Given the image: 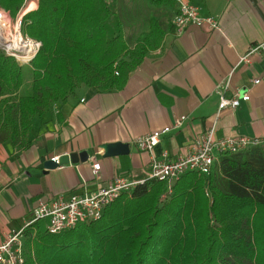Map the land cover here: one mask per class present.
I'll list each match as a JSON object with an SVG mask.
<instances>
[{"label": "trees", "instance_id": "obj_1", "mask_svg": "<svg viewBox=\"0 0 264 264\" xmlns=\"http://www.w3.org/2000/svg\"><path fill=\"white\" fill-rule=\"evenodd\" d=\"M38 1L21 26L41 43L35 60L20 66L0 50V145L19 150L29 146L34 118L79 87L121 89L160 45L166 29L155 11L175 5ZM24 2L0 0V9L16 15ZM23 256L24 264H264V142L220 156L208 175H181L170 194L150 178L121 194L98 221L59 235L38 228L27 235Z\"/></svg>", "mask_w": 264, "mask_h": 264}, {"label": "crops", "instance_id": "obj_2", "mask_svg": "<svg viewBox=\"0 0 264 264\" xmlns=\"http://www.w3.org/2000/svg\"><path fill=\"white\" fill-rule=\"evenodd\" d=\"M188 1L201 17L217 20L219 30L190 25L176 34L167 26L176 4L157 8L154 16L166 29L160 45L121 89L98 92L81 86L66 102L34 118L27 148L0 145V242L6 232L23 229L39 199L91 193L117 176L149 179V156L133 146L134 139L170 127L182 116L181 127L161 139L156 154L166 151L171 160L184 156L213 125L217 139L264 142V51L240 61L251 47L264 44V0ZM24 3L25 15L39 7L38 0ZM143 23L148 26V20ZM223 86L226 98L247 93L249 101L219 114L217 90ZM116 143L128 144L129 153L104 157ZM81 152L88 155L84 163L43 168L54 157ZM92 161L100 165L96 176Z\"/></svg>", "mask_w": 264, "mask_h": 264}, {"label": "built area", "instance_id": "obj_3", "mask_svg": "<svg viewBox=\"0 0 264 264\" xmlns=\"http://www.w3.org/2000/svg\"><path fill=\"white\" fill-rule=\"evenodd\" d=\"M174 2L176 4V13L172 23L176 34L182 33L190 25L198 28L204 27L208 30H219L217 20L212 17H201L198 13V8L188 0H174ZM0 10L2 13L6 12L2 9ZM23 16V11L17 13L13 32L9 30L10 34L6 35L8 42H1L0 50L7 57L14 58L20 66H29L37 57L41 43L22 33ZM17 32L19 38L15 40ZM259 51H264V44L251 47L247 56L241 58L240 61L247 62L249 55ZM253 83L258 84L259 81L254 80ZM224 90L225 86L217 90L219 95V114L224 110H235L242 103L249 101L247 93L234 94L231 98H226ZM184 120L185 117L182 116L176 119L172 126L139 136L133 141V146L139 152H145L149 156L150 178L164 183L168 194L171 193L173 183L181 175L188 172L208 175L220 156L237 154L263 143L259 139L247 137L217 139L215 137V126L213 125L196 137L193 142V148L184 156L171 160L166 151L156 154L155 149L160 144L161 139L171 130L181 127ZM51 160L58 162V157H54ZM91 169L93 175L96 176L100 169L99 163L92 161ZM138 183L141 182L117 176L106 186H99L91 193L83 195L73 194L66 198L63 196H49L39 199L32 211L31 218L25 222L23 229L4 234V238L0 242V264H24L23 250L25 240L29 233L33 237L38 228L49 235H59L77 226L98 221L102 217L104 210L112 202L121 194L129 193ZM44 221V226H41L40 223Z\"/></svg>", "mask_w": 264, "mask_h": 264}, {"label": "water", "instance_id": "obj_4", "mask_svg": "<svg viewBox=\"0 0 264 264\" xmlns=\"http://www.w3.org/2000/svg\"><path fill=\"white\" fill-rule=\"evenodd\" d=\"M112 148L108 152L104 154V157H116V156H123L129 153V146L128 144L124 143H116L110 145ZM88 159V155L86 152H81L79 154L72 153L69 155L60 156L58 158V162H54L52 160H48L44 163L43 168L45 171L55 170L63 165L68 164H77L79 162L84 163Z\"/></svg>", "mask_w": 264, "mask_h": 264}, {"label": "rangeland", "instance_id": "obj_5", "mask_svg": "<svg viewBox=\"0 0 264 264\" xmlns=\"http://www.w3.org/2000/svg\"><path fill=\"white\" fill-rule=\"evenodd\" d=\"M1 11V10H0ZM5 13V14H4ZM3 13V19H4V22H5V25L3 24V21L1 20V17H0V22H1V24H2V26L4 27V31H5V38H7L8 39V37L6 36V33L7 34H10L9 33V30L11 31V32H13V29H14V20H15V17H16V15H12V14H9V12H4ZM7 17H6V16ZM25 15V14H24ZM9 28V29H8ZM23 33V32H22ZM24 67H28V65H23ZM30 81V80H29ZM41 224V226H44V224H45V221L44 222H41L40 223Z\"/></svg>", "mask_w": 264, "mask_h": 264}, {"label": "bare ground", "instance_id": "obj_6", "mask_svg": "<svg viewBox=\"0 0 264 264\" xmlns=\"http://www.w3.org/2000/svg\"><path fill=\"white\" fill-rule=\"evenodd\" d=\"M27 9L25 8L24 10H23V12H25ZM18 31V30H17ZM6 35H7V33H6ZM18 38H19V34H18V32H17V34H16V36H15V40H18ZM1 42H3V43H5V42H8V39L7 38H5V31H4V27L2 26V24H1V22H0V43Z\"/></svg>", "mask_w": 264, "mask_h": 264}]
</instances>
